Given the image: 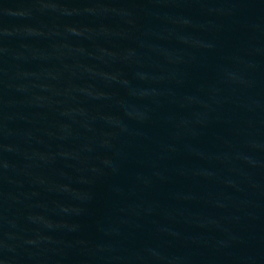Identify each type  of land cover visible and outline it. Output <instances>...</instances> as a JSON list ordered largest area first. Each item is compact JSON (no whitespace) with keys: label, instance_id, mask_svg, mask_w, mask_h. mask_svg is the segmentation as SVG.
<instances>
[{"label":"water","instance_id":"95a60500","mask_svg":"<svg viewBox=\"0 0 264 264\" xmlns=\"http://www.w3.org/2000/svg\"><path fill=\"white\" fill-rule=\"evenodd\" d=\"M0 264H264V0H0Z\"/></svg>","mask_w":264,"mask_h":264}]
</instances>
